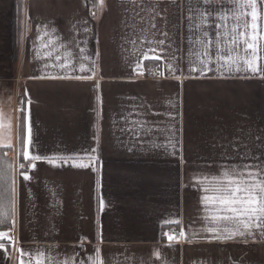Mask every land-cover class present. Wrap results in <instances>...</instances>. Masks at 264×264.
<instances>
[{"label": "crops", "instance_id": "obj_1", "mask_svg": "<svg viewBox=\"0 0 264 264\" xmlns=\"http://www.w3.org/2000/svg\"><path fill=\"white\" fill-rule=\"evenodd\" d=\"M89 1L0 0V157L11 149L14 188L13 228L0 231L12 240L0 241V264H264V234L228 238L235 225L206 219L213 206L193 186L194 177L220 175V165L264 163V0H256L255 32L247 0H98L95 17ZM217 13L229 17V31L237 17L249 25L237 29L247 32L233 53L241 67L212 63L201 76L189 69L200 66L198 40L211 39L214 55ZM252 35L255 73L243 63ZM151 66L158 76H139ZM20 116L22 153L30 124V152L42 157L25 171ZM88 156L90 167L72 166ZM167 228L176 231L171 241Z\"/></svg>", "mask_w": 264, "mask_h": 264}, {"label": "snow or ice", "instance_id": "obj_2", "mask_svg": "<svg viewBox=\"0 0 264 264\" xmlns=\"http://www.w3.org/2000/svg\"><path fill=\"white\" fill-rule=\"evenodd\" d=\"M206 4H211L213 0H204ZM247 6L251 8V28L253 32L257 30V6L256 0H247ZM247 15V13H241L240 16ZM212 17L211 11H205L200 13L201 23L209 26L207 24L209 18ZM228 16L226 14L217 13L215 19L219 22H216L214 27L216 29V40H215V52L213 51V41L211 39L205 41L198 40L202 46V51L196 53L197 61L199 67L192 66L190 67V72H199L201 76L205 75L208 71L212 69L209 67L212 63H216L220 68H225L227 71H231L233 65H235L237 71L241 67V57L238 53L234 56L233 53L240 45L238 37H246V31L238 32L237 29L243 27L245 30L249 27L248 23L245 21L243 24L239 22V17H237V24L231 28L229 31L227 26ZM190 22L191 31L193 17L190 15L188 17ZM197 29L200 28V24L195 25ZM87 31V29H85ZM202 35L204 37L208 36V32L203 31ZM221 37L224 38L223 43H221ZM257 37L256 35L251 36V40L245 38L243 44L245 47V57L243 58L244 65L247 66V70L251 72L259 71L251 59H248L247 52L248 49H252L253 54L257 51L256 44ZM163 43V41H161ZM191 43V40H190ZM84 50L81 49V52ZM147 58V57H145ZM59 59V57H57ZM223 62V63H221ZM66 65H61L65 67ZM170 71H175L172 66H169ZM80 71H85L83 65L80 67ZM56 78V77H51ZM61 78H71V77H61ZM76 79H84L86 77H75ZM134 125H139L138 122L133 121ZM134 132V135L139 136V132H135L134 129H130ZM170 143V141H169ZM175 148V145H172ZM31 148V125L28 126V140L27 143L23 145V159L25 161H36L42 159L38 155H33L30 152ZM96 149H92V152H95ZM248 157H242L241 160L244 161ZM94 158L88 156V162L73 163V167L87 168L90 167ZM252 163L241 162L239 164H234L231 166L220 165L224 170L218 176H212L211 178L205 176L203 178L194 177V188L205 193L201 197V203L205 206L212 205L211 209L206 208V211L210 212V216L206 219L211 221H226L235 225L234 229L229 233V237L232 236H244V235H253V229L258 230L261 234H264V163L260 162L259 157H252ZM21 167H24L21 165ZM31 167L34 168L35 164H31ZM23 179L25 182H28L31 178L27 172H22ZM5 177L2 172H0V185H2ZM201 185H204L201 187ZM14 188H9L7 192H13ZM209 193H211L209 195ZM5 191H0V226L6 223V217L9 214V210L12 206V201L10 196L8 197L9 206L5 208ZM105 203L101 198L100 208L101 211L104 209ZM243 229V230H241ZM210 233H216V229L209 227L207 229ZM167 235V234H166ZM181 236H184L185 233L181 231ZM12 240V237H9L6 232H0V241L4 239ZM174 237L172 235L168 236V239L171 241ZM82 239H86L83 238ZM4 247L3 243L0 242V249ZM95 251H99L96 249ZM22 254H24L22 252ZM39 264V262H38ZM102 264V261H101Z\"/></svg>", "mask_w": 264, "mask_h": 264}, {"label": "trees", "instance_id": "obj_3", "mask_svg": "<svg viewBox=\"0 0 264 264\" xmlns=\"http://www.w3.org/2000/svg\"><path fill=\"white\" fill-rule=\"evenodd\" d=\"M90 7H91V13L92 16L95 17L98 13L99 9V1L98 0H90ZM21 15H22V7L20 4H18L15 8V18L17 23V29H19V22L21 20ZM19 48H20V34L17 31L16 34V39H15V52H14V58L17 59L18 54H19ZM23 110L20 111L22 113ZM23 116H20V125H19V131H20V149L18 152V163L20 165L19 171H25L27 169V164L28 161H25L23 159V153H22V139H21V131H22V121ZM11 152L10 148H4L1 150V157H0V172L4 174V181L2 185H0V191H5L6 196H5V208H8L9 202H8V197L10 196L11 201H12V206L9 210V214L6 217V223L2 226H0V231L3 230H10L13 228V192H7V190L11 187L12 188V183H11V173L10 169H12V160L11 157L9 156V153ZM6 163V164H5ZM6 166H5V165ZM23 165L24 167H21ZM9 169V171H8Z\"/></svg>", "mask_w": 264, "mask_h": 264}, {"label": "built area", "instance_id": "obj_4", "mask_svg": "<svg viewBox=\"0 0 264 264\" xmlns=\"http://www.w3.org/2000/svg\"><path fill=\"white\" fill-rule=\"evenodd\" d=\"M159 74V68L158 66H151V67H143L139 71V76L142 78H154L158 76ZM174 228H167L165 229L164 233L166 236L175 234Z\"/></svg>", "mask_w": 264, "mask_h": 264}, {"label": "rangeland", "instance_id": "obj_5", "mask_svg": "<svg viewBox=\"0 0 264 264\" xmlns=\"http://www.w3.org/2000/svg\"><path fill=\"white\" fill-rule=\"evenodd\" d=\"M17 102V98L15 99V102L11 98V100L7 102L8 113H4V116L2 117L3 130H5L7 133L12 127V114L14 113V107H17Z\"/></svg>", "mask_w": 264, "mask_h": 264}]
</instances>
